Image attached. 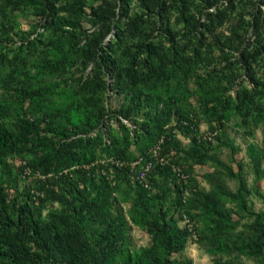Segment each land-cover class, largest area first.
I'll list each match as a JSON object with an SVG mask.
<instances>
[{"label": "trees", "instance_id": "1", "mask_svg": "<svg viewBox=\"0 0 264 264\" xmlns=\"http://www.w3.org/2000/svg\"><path fill=\"white\" fill-rule=\"evenodd\" d=\"M244 1L0 0V264H192L172 258L189 237L178 222L181 212L210 255L264 264V189L258 185L264 178V76L256 69L264 67V0L248 17L236 11ZM15 11L43 18V31L30 39L17 28ZM224 25L228 34L217 31ZM87 64L90 71H80ZM165 71L166 77L160 74ZM110 76L114 100L129 91L115 112L132 129L117 115L120 131L111 129L105 98ZM170 78L177 80L173 88ZM192 95L196 107L188 101ZM164 112L175 114L172 128L188 139L184 145L169 133L164 144L190 174L185 201L166 168L151 177L155 192L132 181L127 169L114 185L96 175L95 166L71 170L103 155L131 160L144 153L172 119ZM233 119L250 137L261 129L260 144L245 148L250 185L243 166L235 171L217 153L224 146L231 154L237 150L223 130ZM201 120L216 131L213 140L203 139ZM207 164L213 169L203 174L209 189L197 186L193 175L195 165ZM25 167L45 177L24 187L21 199H9L5 187L18 188ZM32 189L41 195H31ZM251 197L262 202L260 211ZM128 218L145 229L149 253L127 243Z\"/></svg>", "mask_w": 264, "mask_h": 264}, {"label": "rangeland", "instance_id": "2", "mask_svg": "<svg viewBox=\"0 0 264 264\" xmlns=\"http://www.w3.org/2000/svg\"><path fill=\"white\" fill-rule=\"evenodd\" d=\"M197 2L200 3H204V0H196ZM223 1H221L222 3ZM250 2V3H247ZM259 2L258 0H245L243 3H241L240 5L237 4V8L236 11H242L243 15H245L246 17H248L253 11L254 8H256V6H258ZM254 5V6H252ZM100 7V5L98 6V8ZM16 14L19 15L18 21H17V28L19 30L25 31L27 32V35L30 39H32V37L36 36V33L42 32L44 27H43V18L40 19L39 17L33 16L31 14H24L22 16V12L21 11H15ZM247 19V18H246ZM237 21V18H233L231 21V26L235 25ZM39 24V25H38ZM84 27L86 28H90L89 22L84 21L83 22ZM228 27L227 25L224 26H220L219 28H217V31H222L223 33L228 34ZM114 28L111 29V31L106 35L105 41H107L110 36H112V32H113ZM246 35L244 36L245 39L248 38L249 35L252 34V29L250 28L248 32L245 33ZM19 35L14 36L13 39H15L16 41L19 39ZM19 41V40H18ZM18 43V42H17ZM16 43V44H17ZM91 68V64H87V65H81L80 66V71H84L85 73H88L90 71ZM4 69H6V72L9 70V67H5ZM257 72L259 75H263L264 76V67L260 66V67H256ZM74 74L75 76L79 75L78 70H74ZM162 76H167V72H161L160 73ZM244 77V76H243ZM113 79L112 77H108L107 78V83H108V89L106 92V109L109 112V114H111V117L114 118L115 115L120 116L119 114H117L116 109L118 108V104L120 102H123L126 99V94L128 95V93L125 92H129L128 90L124 91V93H122L119 97H118V102L117 100H114L113 97L116 98V94H112L115 93V88H113L112 85ZM168 87H175L177 85V80H175L174 78H170V80L167 83ZM186 86L192 90L194 88L193 82L190 79ZM0 94L3 95L5 94V89L3 88V86H0ZM130 88V86H129ZM109 91V92H108ZM117 99V98H116ZM188 101H190V103H192L195 107L198 104L197 103V97L196 95H192L189 97ZM166 103H162L161 104V108L163 109V107L166 108ZM164 114L171 116V120H166V122L163 124V127L174 123L175 122V114L172 115L169 112H164ZM121 117V116H120ZM139 117H142L141 115H139ZM110 119L109 121L111 122V129L113 128V130L115 129H119L120 131V127L118 125V122L116 121V118L114 119ZM123 118V117H122ZM124 121V120H123ZM238 121H236L235 119H233L231 122H229L228 124L225 125L224 127V132L226 135V138L228 141L232 142L234 147H237V150L235 152V154H231V151L229 149V147L224 146V147H220L217 151L218 156L220 158L221 161L225 162L228 165H231V167L237 171L239 165L243 166V174L245 177V185H250L252 180H253V174L251 172L250 169V165L248 162V158L246 156L245 153V148H246V143L247 142H251L254 141L256 143L261 142V129H256L254 132V135L252 137L246 135L245 130L243 128H240L238 126ZM199 130L200 131H207V124L204 121H200L199 124ZM180 139L183 141L184 145H187L188 143V139L184 138L183 136L180 135ZM131 152L137 154L138 151L135 149L131 148ZM9 161L11 163H16L18 164V159L12 158L9 159ZM263 168H264V160H263ZM212 166H210V164L207 165H195L194 167V177L196 179V184L197 186H201V187H206V189H209V184L206 182V180L203 178V174L207 171H211ZM33 180L36 179L29 177V175L25 174L23 176V178L18 182V188L13 189V188H6V192L9 194V199L14 198V196H17L19 199L22 198L23 194L25 193L24 191V187L25 189H27V185L28 184H34ZM195 184V183H194ZM228 186L231 189H234L237 185L236 180L231 179L228 180L227 182ZM258 185L260 186L261 189H264V178L258 181ZM35 187V186H33ZM36 188V187H35ZM35 191L37 189H34ZM31 195H35V193H32L30 191ZM251 202H252V206L256 211H260L262 209V202L257 198V197H251ZM45 211V210H44ZM234 211H235V217H240L241 215H243V211L242 209L235 205L234 207ZM129 219V218H128ZM242 222H244L243 218L241 220ZM130 228H129V239L127 241V243L135 248H141L144 249L146 252L149 253L150 248H151V241L149 236L147 235L145 229L140 228L138 226L135 225V222H133L131 219L128 220ZM179 225L181 227H184L183 223H180L179 221ZM187 229V228H186ZM187 231H189L187 229ZM197 234H195V237H193V233L191 231H189V237H188V242L186 244L185 249L180 252V253H175L172 255L173 259H177L179 261H184V260H190L192 264H217V260H221L224 261L226 260H230L233 259L235 262L239 263V264H259L258 259L256 258H247L245 256H241L239 258H234L233 255H227V254H223L222 256H218V258L216 256L210 255L209 253H207L203 246L197 242ZM217 259V260H216ZM262 260V259H259Z\"/></svg>", "mask_w": 264, "mask_h": 264}, {"label": "built area", "instance_id": "3", "mask_svg": "<svg viewBox=\"0 0 264 264\" xmlns=\"http://www.w3.org/2000/svg\"><path fill=\"white\" fill-rule=\"evenodd\" d=\"M109 92V91H108ZM114 94V93H112ZM120 117V116H119ZM122 123H125L130 129L134 127L132 123L129 120H126L125 118L120 117ZM124 120V121H123ZM117 121V120H116ZM118 122V121H117ZM111 123V122H110ZM182 123L184 125L193 127L192 124H190L188 121L183 120ZM119 125V124H118ZM175 125L174 123L168 124L163 127V134H161L155 142H153L144 153L137 154L134 159L128 160L121 157H118L116 155H103L99 158H97L94 162H91L88 165H75L71 167V170L78 169V168H85V169H91L92 167H96L95 174L96 175H102L105 177L111 184H115L116 180V174L119 173V171L123 169H127L128 171V177L132 179V181H137L139 184H141L145 189L155 192V188L153 187L151 177L156 175L159 171V169L166 168L168 172L171 174L172 178L175 180L176 183H178L182 189L184 190V196L183 201H185V198L189 195V187L183 186L188 182V179L190 178V174L186 173L182 167L175 162V151L174 149H171L166 151L164 144L166 140L169 139L168 134L172 133L176 138L180 139V133L178 130H175L172 128V126ZM102 130L105 131L106 128L102 127ZM203 134V139L211 141L214 139V137L217 135L216 131H200ZM95 132H92L94 134ZM106 138V137H105ZM29 177L32 178H43L45 177L40 172H35L34 175H30L31 172L28 168L25 167L24 171ZM65 174L69 173V169H64L62 171ZM61 174V172H60ZM50 175V174H49ZM71 175V174H70ZM32 193L40 194L37 190L34 189L31 190ZM179 221L180 223L184 224V228H187L189 231L193 233V237H195L194 232V223L193 221L187 216L185 212H181L179 214ZM178 221V222H179Z\"/></svg>", "mask_w": 264, "mask_h": 264}, {"label": "crops", "instance_id": "4", "mask_svg": "<svg viewBox=\"0 0 264 264\" xmlns=\"http://www.w3.org/2000/svg\"><path fill=\"white\" fill-rule=\"evenodd\" d=\"M115 131L117 132V131H119V129H115Z\"/></svg>", "mask_w": 264, "mask_h": 264}]
</instances>
